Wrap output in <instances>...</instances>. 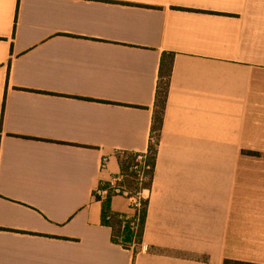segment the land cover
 Here are the masks:
<instances>
[{"label":"crops","instance_id":"obj_1","mask_svg":"<svg viewBox=\"0 0 264 264\" xmlns=\"http://www.w3.org/2000/svg\"><path fill=\"white\" fill-rule=\"evenodd\" d=\"M162 65L126 249L94 191L118 152H147ZM245 150L264 152V0H0V264H264V170ZM109 208L131 214L121 195Z\"/></svg>","mask_w":264,"mask_h":264},{"label":"trees","instance_id":"obj_2","mask_svg":"<svg viewBox=\"0 0 264 264\" xmlns=\"http://www.w3.org/2000/svg\"><path fill=\"white\" fill-rule=\"evenodd\" d=\"M170 69L160 67L159 72V83L156 92V102L155 109L151 124V140L146 153H137L130 151H120L117 153V158L120 165L121 174L124 176V179L120 186H125L131 193H135L140 190L150 189L152 178L154 174V166L157 155V145L158 138L162 126V118L164 113L166 95L169 84ZM137 168V169H135ZM138 171H141L144 180L138 182ZM101 187L108 188L109 183H102ZM111 194L108 193L106 198L102 201V214L101 219L104 225L111 227L112 231V240L126 249H130L131 243L136 245L141 242V236L143 232V227L145 223L146 210H147V200L142 201V208L140 210V226L136 236L133 237V233L130 230V221L124 220L121 214L114 213L110 211L109 202ZM99 199V198H97ZM100 200V199H99ZM123 222H125L123 226ZM233 264H252V263H238Z\"/></svg>","mask_w":264,"mask_h":264},{"label":"built area","instance_id":"obj_3","mask_svg":"<svg viewBox=\"0 0 264 264\" xmlns=\"http://www.w3.org/2000/svg\"><path fill=\"white\" fill-rule=\"evenodd\" d=\"M104 163H105V159H104ZM137 169V168H135ZM121 176H118L115 180L120 181ZM145 179V178H144ZM143 179V174L140 171V175H139V182L144 180ZM116 184V185H115ZM146 190H140L137 191L135 193H132L130 191H127L125 188H123V186L117 185V183H109V187L108 188H103V187H98L95 189L94 191V196L96 198H99L100 200H104L106 198V196L108 195V193L115 195V194H119L122 195L124 197H126L129 201V209L131 210V214L129 215H125L123 217V219L129 220L130 221V230L133 233V237L136 236V233L138 232L139 226H140V210L142 208V201L146 200L145 196H144V192ZM130 192V193H129ZM125 222H123V226H124ZM136 244L133 242L131 243L130 248H132V246H135Z\"/></svg>","mask_w":264,"mask_h":264},{"label":"rangeland","instance_id":"obj_4","mask_svg":"<svg viewBox=\"0 0 264 264\" xmlns=\"http://www.w3.org/2000/svg\"><path fill=\"white\" fill-rule=\"evenodd\" d=\"M244 152H246L248 155L251 154V156H249L250 158H247L245 161L241 162V166H242L243 169H246V170H250V169H253V170H264V152L258 151V150H253V151L245 150ZM252 158H254V159H252ZM259 159H263V160H259ZM139 175H140V171H138V174H137L138 178H136V181H138V182H139ZM119 176H121V178H120L121 180L120 181L113 179L111 182L112 183H117V185H119V183H121L123 181V179H124V176L122 174H120ZM143 179H144V176H143ZM254 180L263 181L264 179L255 178ZM111 182H109V183H111ZM123 188H125L127 191H129L124 185H123ZM115 195H119V194H115ZM112 196H114V195L111 194V197ZM121 215L122 216H125V215L127 216L129 214H121ZM238 263H246V262H239L238 261Z\"/></svg>","mask_w":264,"mask_h":264}]
</instances>
